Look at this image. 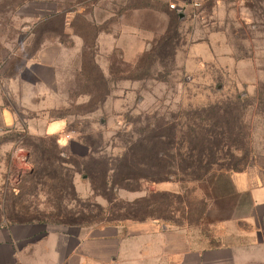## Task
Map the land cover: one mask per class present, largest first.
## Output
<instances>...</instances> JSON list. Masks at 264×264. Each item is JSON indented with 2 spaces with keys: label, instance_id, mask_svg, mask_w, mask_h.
Here are the masks:
<instances>
[{
  "label": "rangeland",
  "instance_id": "374dc122",
  "mask_svg": "<svg viewBox=\"0 0 264 264\" xmlns=\"http://www.w3.org/2000/svg\"><path fill=\"white\" fill-rule=\"evenodd\" d=\"M25 1L0 0V229L152 221L170 247L264 264V207L233 184L264 173V0H66L22 30ZM155 150L164 181L83 175L91 157L153 174Z\"/></svg>",
  "mask_w": 264,
  "mask_h": 264
},
{
  "label": "crops",
  "instance_id": "0c3cea01",
  "mask_svg": "<svg viewBox=\"0 0 264 264\" xmlns=\"http://www.w3.org/2000/svg\"><path fill=\"white\" fill-rule=\"evenodd\" d=\"M66 0H26L18 10L23 29L31 22L38 26L49 22L61 12L58 2ZM53 9V11H52ZM25 25V26H24ZM28 28V27H27ZM28 40L42 38L38 33L20 32ZM2 37V36H1ZM44 39L49 35L44 34ZM27 45V44H26ZM25 45V46H26ZM47 51L40 50L30 65L49 68L44 60ZM39 60V61H38ZM7 124L12 122L7 110ZM55 135V128H50ZM237 193H250L256 207H264V173L247 172L233 178ZM137 224V226L135 225ZM132 226V227H131ZM97 234L88 235L81 226L49 229L42 223L14 224L0 229V264H234L238 263L231 251L219 249L202 253L198 249L185 250L186 242L171 247L167 242L168 227L142 222L102 226ZM107 228V230H106ZM172 248V250H169ZM229 252V254H225Z\"/></svg>",
  "mask_w": 264,
  "mask_h": 264
},
{
  "label": "trees",
  "instance_id": "16d2710c",
  "mask_svg": "<svg viewBox=\"0 0 264 264\" xmlns=\"http://www.w3.org/2000/svg\"><path fill=\"white\" fill-rule=\"evenodd\" d=\"M217 113L218 111H213V115H217ZM214 132L216 133V137H219L217 136L216 130H214ZM220 136H223V135L221 134ZM160 144H163V143H160ZM217 144H220V141ZM140 146H144V145L140 144ZM152 154H153V157L151 158L155 160V164L150 166L151 167L150 170L155 173L153 174L151 173L150 175H140V176L137 175L142 170L140 169V167L143 164L142 159H139L138 161H135V160L132 161L134 165L130 166V163H128L125 157L118 159V162H120V165L118 168L117 166H115L114 168L113 167L111 168L106 163V161H101L98 158L91 157L89 158L90 161L84 166L83 175L91 179L96 178V180L101 182V184L104 187H109L110 185L111 186L113 185V186H118L122 188H129L130 185L128 184L124 185V183L130 180L147 181V182H152V183L164 181V179H161L162 178L161 174H164V173H158V172L159 171L163 172L164 170L169 169L170 166H168L167 162H164L162 158L158 155L159 154L158 150L153 151ZM187 170H188V167H185L184 171L186 172ZM112 172L113 173L116 172V175H112ZM147 218L148 220H150L155 217H153V215H149L144 220H146Z\"/></svg>",
  "mask_w": 264,
  "mask_h": 264
},
{
  "label": "built area",
  "instance_id": "2783aa9c",
  "mask_svg": "<svg viewBox=\"0 0 264 264\" xmlns=\"http://www.w3.org/2000/svg\"><path fill=\"white\" fill-rule=\"evenodd\" d=\"M171 8H172L173 10H176V9H178L179 7H178L177 5L172 4V5H171Z\"/></svg>",
  "mask_w": 264,
  "mask_h": 264
}]
</instances>
